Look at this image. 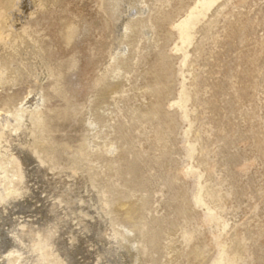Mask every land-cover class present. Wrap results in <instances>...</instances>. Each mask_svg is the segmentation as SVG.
Listing matches in <instances>:
<instances>
[{
    "label": "rangeland",
    "instance_id": "1",
    "mask_svg": "<svg viewBox=\"0 0 264 264\" xmlns=\"http://www.w3.org/2000/svg\"><path fill=\"white\" fill-rule=\"evenodd\" d=\"M0 264H264V0H0Z\"/></svg>",
    "mask_w": 264,
    "mask_h": 264
},
{
    "label": "bare ground",
    "instance_id": "2",
    "mask_svg": "<svg viewBox=\"0 0 264 264\" xmlns=\"http://www.w3.org/2000/svg\"><path fill=\"white\" fill-rule=\"evenodd\" d=\"M36 107V106H33ZM15 121H19L22 117L19 114H16L15 116L12 117Z\"/></svg>",
    "mask_w": 264,
    "mask_h": 264
}]
</instances>
